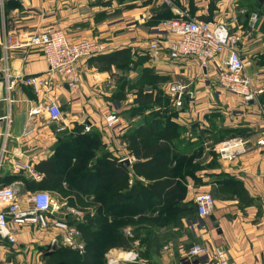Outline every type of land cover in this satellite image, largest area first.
I'll list each match as a JSON object with an SVG mask.
<instances>
[{"label":"crops","instance_id":"1","mask_svg":"<svg viewBox=\"0 0 264 264\" xmlns=\"http://www.w3.org/2000/svg\"><path fill=\"white\" fill-rule=\"evenodd\" d=\"M103 2H5L0 10V35L15 34L26 40L47 27H54L62 30L71 41L84 37L99 39L108 45V53L128 48L136 60V56L139 57L136 49L147 52V43L142 41V37L128 36L134 26L127 34L120 32L123 28H126L123 32L131 28L127 27L130 24H120L122 20L115 18L113 5ZM188 2L193 18L211 23H226L231 35L238 37L236 48L244 61L245 74L254 88L263 90L256 104L248 102L244 105L218 87L216 73L219 66L223 67L221 56L209 63L207 71L202 72V78L194 74L197 71L193 69L192 62L176 64L165 58L156 66L146 64L145 61L142 67L152 68L155 75L164 81H171L173 85L185 88L182 102L188 101L190 105L186 114L191 116L193 110L192 113L196 111L202 118L200 122L193 121L198 127L191 135L184 136L186 139L196 135L192 141H201L203 135L204 141L221 139V131L249 129L253 131L250 138L254 142V137L264 126L261 114V110H264V0ZM147 31L149 35L145 30L140 34L151 38L163 35L152 27ZM95 66L91 61L81 65L76 89H68L62 77L52 75L49 85L36 92L24 79L32 76L47 77V63L41 51L26 48L4 53L0 49V71L8 69L7 79L0 82V152L3 145L5 150L0 162V184L12 186L17 191L20 202L36 191L51 192L39 186L42 175L35 170L38 164L53 157L58 142L57 125L51 123L43 111L35 115L31 113L42 102L57 101L64 113L63 122L68 130L83 122L90 125L91 130H97L104 150L121 164V161L128 158L130 162L125 166L131 169L136 162L129 154L124 135L137 121L128 119L125 115L126 120L121 119L122 124H119L116 133L105 127L104 116L116 108L113 93L116 92L117 70L112 67L110 72L99 71ZM129 76L132 77L128 74L127 77ZM11 80L14 81L13 84L9 83ZM213 94L215 101H212ZM172 100L174 101L173 97ZM130 101L126 100L127 103ZM212 103H216L214 107ZM129 108L130 106L123 108L121 112L117 111L118 115ZM176 124L184 126L186 122L180 120ZM203 132L205 133L201 136ZM210 156L207 152L201 154L200 159L204 165L211 162ZM23 165H28L30 169H20ZM200 178L203 182L201 186H195L193 181L188 180L186 199L193 201L197 191H212L216 197H213L214 207L210 215L213 220L210 217L205 219L203 227L198 228L200 230L184 224L181 236L166 242L159 255L153 257L151 264H216L210 251L216 247L225 250L232 264H264V152L253 150L235 162L217 160V166L202 170ZM225 184H233L237 190L243 189L242 195L245 193L249 201L246 203L238 195H233L224 188ZM50 194L59 200L57 196ZM14 230L16 244L0 240V264H40L42 260L50 262L51 251L58 248L57 244L51 243L57 239L53 232L39 231L31 225L14 226ZM127 230L130 228L124 229L125 233ZM195 243L203 244L209 249L207 257L191 259L186 255L187 249ZM33 249L39 252L38 256L33 255Z\"/></svg>","mask_w":264,"mask_h":264},{"label":"trees","instance_id":"2","mask_svg":"<svg viewBox=\"0 0 264 264\" xmlns=\"http://www.w3.org/2000/svg\"><path fill=\"white\" fill-rule=\"evenodd\" d=\"M146 60V56H136L134 60L128 48L90 60L99 71L110 72L114 67L122 73L123 77L117 78L115 100L132 87L124 72L138 70L139 94L124 113L128 119L139 120L124 135L128 151L136 159L131 169L104 150L97 130L83 133L82 125L58 133L55 154L35 168L42 175L39 182L42 189L62 190L64 182L63 189L71 197L79 203L91 197L95 207L85 212L84 222L69 221L74 226L77 223L75 227L85 240L84 252L58 247L50 253L51 264H104L107 251L130 250L135 242L144 249L143 260L159 255L162 246L177 236L184 223L191 224L197 219L195 203L186 199L188 180L201 186L202 170L217 166L216 154L208 165L203 164L200 156L204 147L214 146L225 135H253L249 129H234L221 131V139L204 141L205 132L201 133V141L191 140L197 135L183 137L181 128L167 113L168 99L160 91L142 93L144 85L159 86L164 81L152 68L142 67ZM224 188L244 202L249 201L245 193L242 195L243 189L237 190L233 184H225ZM212 196L215 197L214 193ZM126 228H130V237L125 235Z\"/></svg>","mask_w":264,"mask_h":264},{"label":"built area","instance_id":"3","mask_svg":"<svg viewBox=\"0 0 264 264\" xmlns=\"http://www.w3.org/2000/svg\"><path fill=\"white\" fill-rule=\"evenodd\" d=\"M17 0H0V10L5 2ZM169 36L173 39L151 42L148 50L151 58L159 64L165 58L167 61H179L182 58L192 59L199 66L206 70L209 63L215 61L216 57H223V67H219L217 77L220 86L228 93L236 95L248 103L257 101L262 94V88H254L251 80L245 74V64L236 48L234 35L229 34L228 29L221 22L211 23L200 20H185L164 22L157 28L164 31V26ZM1 32V31H0ZM26 48H38L47 63V77L32 76L24 79V82L31 86L36 92L49 85L50 76L59 75L68 89H76L79 82V69L87 59L108 53V45L93 39H77L71 41L66 34L57 28L47 27L41 32L31 35L26 40H22L18 35H0V49L6 53L10 50H20ZM165 49L166 55L163 53ZM185 56V57H184ZM8 77V69L1 70ZM13 84L14 81L9 82ZM11 86V85H10ZM175 105L180 106L184 96V87L175 86L171 88ZM43 111L51 123L57 125V133L67 130L63 122L64 113L55 100L42 102L38 109L33 110L32 115ZM264 117V110H261ZM105 127L113 130L119 122L117 112L111 111L105 115ZM83 133L91 130L90 125L81 123ZM261 138L252 143L254 150L264 149V129L260 132ZM252 140L249 137L236 136L231 139L220 141L213 146V151L217 160L224 162H235L250 152ZM5 152L4 145L0 152V162L2 153ZM130 162V159L127 158ZM1 165V164H0ZM22 170H29L28 165L20 167ZM194 203L197 210V219L194 226L203 227V221L212 214L214 199L209 192H200L194 196ZM80 212L60 202L46 191H36L26 196L24 201L18 200L17 191L12 186L0 184V240H6L11 245L17 243L14 226H35L39 231H51L55 237L60 239V243L72 251L82 254L85 244L78 229L69 221L82 222ZM196 223V225H195ZM131 236L130 230L125 233ZM56 240V239H54ZM136 244V243H135ZM209 249L200 243L192 244L186 251V255L191 258L207 257ZM107 264H146L144 260L137 257V254L130 250H110L106 255ZM213 257L216 264H232L229 262L224 249L216 247L213 250Z\"/></svg>","mask_w":264,"mask_h":264},{"label":"rangeland","instance_id":"4","mask_svg":"<svg viewBox=\"0 0 264 264\" xmlns=\"http://www.w3.org/2000/svg\"><path fill=\"white\" fill-rule=\"evenodd\" d=\"M99 1L101 3L103 1H105L103 3L104 4H108L109 3L110 6L113 5V10L112 11H114V14L116 15L115 18L117 20H122V21H120V24H122L123 26L125 24H130V26H127V27H131V28H128L124 32H123V30H125L126 28H123V30H120V32L127 34L128 31H129V29H132V27L134 26L133 29L131 30V32H129L131 35H128V36L129 37H131V36H134V37H142V38L145 39V40L142 39V41H144V42L147 43V45H146L147 52L145 50H141L139 48L136 49L135 52L138 53L139 56H141V57H145L146 56V58H147L146 64L149 63V64H151L153 66H156L158 64L154 61L153 58H151V52L148 50V47L151 44V42L159 39L161 41V43L164 44V41L163 40L168 39V41H167V44H168V42H170L173 39V36L172 35L169 36L167 34V31H166V29H168L169 24H166L167 26H164V28H165L164 31H158L157 28L159 26H161L162 23H164V22L170 23V22H174V21L198 20L196 18H193V15H191L192 13L190 12V10L188 8L189 7L188 0H99ZM164 8H168V9L165 10V11H161ZM139 13H141V14H139ZM141 21H143V22H141ZM200 21H203V20H200ZM214 23H217V22H214ZM223 25H225L226 28L229 31V28L226 25V23H223ZM151 27L154 28L157 32H161L164 36L162 35L160 37H156V38L153 37V38H151L149 36L146 37L147 35L145 36V35H141L140 34V33H142L145 30L146 33L149 35V33H148L147 30L149 28H151ZM229 34H232V33L229 31ZM236 38L237 39L235 40L236 41L235 44L238 42V37H236ZM83 39H93V40L100 41L99 39H95V38H92V37H90V38L84 37ZM108 51H109V49H107V52ZM166 52L167 51L165 49H163V53L165 55H166ZM41 53H42V51H41ZM94 57H96V56H94ZM94 57H91V58L87 59L86 61H84V63L90 61ZM216 58H218V57H216ZM182 59L183 60L174 61V63H176V64H184V63H187V62H192L194 64V66H193L194 68L193 69H195L197 71V72H194V74L196 76H198V78H200V77L202 78V72H203L204 69H202L196 61H193L192 59H188V58H182ZM169 62H173V61H169ZM218 68H217V70H218ZM95 69H97L96 66H95ZM207 69H208V66L206 67V70L205 71H207ZM124 73L126 74V77H127L128 74L132 76V77H130V76L127 77L128 78V81H131L132 87L130 88V90H127L126 89V90L122 91L118 95V97L116 98V102H115V107L116 108H115V111L114 112H117L119 110L121 112L123 108H128L129 106L133 105V102L135 101V99H137L138 94H139V92L137 91L138 90V87L136 86V84H137L136 81H137L138 70L134 69V70H131L130 72H124ZM216 74H218V72ZM121 76L123 77L122 73L119 72V71H117V74L115 76L116 77V79H115L116 89L118 88L117 78L118 77H121ZM210 83H212V82H210ZM216 83L218 84V87H220L222 90H224L220 86L221 84H220V80L218 79V77H217V82ZM175 86L176 85H173V82H171V81H163V83H161L159 86H155L154 85L153 87L157 88L158 90L154 89L153 87H151L149 85H147V86L144 85L142 89L144 90V88H145V90L144 91L142 90V93H144V92L156 93V91H160L161 92V95L163 97H165V98L168 99L167 100L168 101V103H167L168 112L167 113H168V115L171 116V118H170L171 121H173V122L176 123V121L184 120V122H186V124L184 126H179L181 128V134L183 135V137L184 136L186 137L189 134L191 135V133L194 132V130L198 127V125H195L196 123H194L193 121H197V122L199 121L200 122V120H202V118L200 117V115H197L196 114L197 113L196 111H194V113H192L193 110L191 111V116L188 117V115L186 114V112L188 110V107H190V105L188 104V101L187 102H182L180 106H176L175 105V101L172 100V91H171V88H173ZM184 92H185V88H184ZM224 92H226L227 94H229V95L237 98L238 100H240V102L242 104L246 105L245 104V101L242 100L241 98H238L236 95L231 94V93H228L225 90H224ZM212 97H213V100L212 101H215L214 100L215 99L214 98V94L212 95ZM126 100H131V101H130V103H127ZM250 102H253V103L256 104V101H250ZM215 104L212 103V107H214ZM122 105H123V108H122ZM126 112H128V111H126ZM108 113L109 112H107V114ZM160 114L162 115V113H160ZM117 115H118V113H117ZM123 115H124V112L118 115L119 122L116 124L115 128L112 130L113 133H116L115 131L118 129L119 124L120 125L122 124V123H120V122H122L121 119L122 120H124V119L126 120V117H124L125 115L124 116ZM135 120L137 121V123L139 122V120L137 118ZM84 123H86V122H83V124ZM135 123L136 122H134V125L133 126H135ZM263 129H264V126L258 131V134L254 137L255 138L254 139L255 141L257 139L261 138V136H260L261 133L260 132ZM232 136H233L232 134L225 135V137H224V139L222 141L227 140V139H231V138H233ZM219 137H223V136H220L219 135ZM252 143L253 142H251V144H250L251 145L250 146V152L254 150ZM259 151H261L263 153L264 152V149H260ZM203 152L204 153L205 152L210 153L211 154L210 157H212V156L215 155V152L213 151V145H211V146H208L207 145V150H205V151L203 150ZM130 156H132V155L130 154ZM218 161L220 162V160H218ZM61 187H62V190H54V191H51L50 193H52L55 196H57V198H59V200H62L61 202H64L65 201L66 204H67V206H70V207L74 208L75 210H77L78 212H80V214H81L80 220L82 222H84L85 212H88V211L91 212L95 208L94 205H93L92 198L91 197H88V198L85 197V200H86L85 203H79L78 201L75 200V198L71 197L69 195V193L67 191H65V189H63L64 187H66V185H65L64 182L61 183ZM187 187H188V185H187ZM206 192H209V193H211V195H213V193L211 191L206 190ZM198 193H199V191H197L196 194H198ZM214 198H216V197H214ZM76 225H77V223H76ZM188 225H191L194 230H200V229H198L199 226L196 225V223H195L196 226H194V222L191 223V224H188ZM183 229H184V226L182 227V229L179 230L177 236L174 237L175 240H176V237L179 238L181 236V231ZM45 232H48L49 233V231H45ZM81 239H82V242L85 244L84 238L82 237ZM51 243H55V245L57 244L58 247L65 248L60 243V239H58V238L56 240L52 241ZM214 249H211L210 250L211 253H212V255H213V250ZM34 250L35 249L32 250L33 251V255L38 256L39 255V252L34 251ZM110 250L118 251V250H122V249L113 248V249H110ZM70 251H72V250H70ZM109 251H107L104 254V264H107L106 263V257H105V255ZM132 251H134L137 254V257L139 259L143 260L142 253H143L144 249L141 247V245L139 243L138 244H135V245L134 244L132 245ZM38 259H40V257ZM152 261H153V256L148 261H145V263L146 264H151ZM42 262L44 264H51V262H47V261H44V260H42L39 263L40 264H43ZM34 264H38V263H34Z\"/></svg>","mask_w":264,"mask_h":264},{"label":"water","instance_id":"5","mask_svg":"<svg viewBox=\"0 0 264 264\" xmlns=\"http://www.w3.org/2000/svg\"><path fill=\"white\" fill-rule=\"evenodd\" d=\"M5 80V76L3 75V73L0 71V82H2V81H4ZM122 162V164H124V165H128V160H123V161H121ZM210 219L211 220H213V217H210Z\"/></svg>","mask_w":264,"mask_h":264}]
</instances>
